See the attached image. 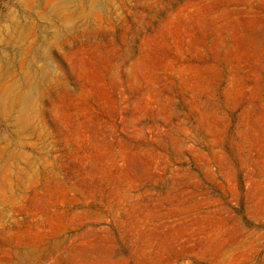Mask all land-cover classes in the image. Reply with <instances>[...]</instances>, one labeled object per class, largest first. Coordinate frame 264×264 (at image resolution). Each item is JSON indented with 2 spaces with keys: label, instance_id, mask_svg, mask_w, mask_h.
<instances>
[{
  "label": "rangeland",
  "instance_id": "1",
  "mask_svg": "<svg viewBox=\"0 0 264 264\" xmlns=\"http://www.w3.org/2000/svg\"><path fill=\"white\" fill-rule=\"evenodd\" d=\"M0 264H264V0H0Z\"/></svg>",
  "mask_w": 264,
  "mask_h": 264
}]
</instances>
